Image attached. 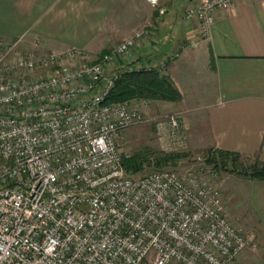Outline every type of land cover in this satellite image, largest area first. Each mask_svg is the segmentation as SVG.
Wrapping results in <instances>:
<instances>
[{"label":"built area","instance_id":"1","mask_svg":"<svg viewBox=\"0 0 264 264\" xmlns=\"http://www.w3.org/2000/svg\"><path fill=\"white\" fill-rule=\"evenodd\" d=\"M235 1L204 0L184 18L205 36ZM150 35L140 29L94 60L0 38V264H233L255 245L201 173L124 171L120 135L146 120L148 101L104 100L122 73L179 56L135 59ZM166 124L175 136L178 117Z\"/></svg>","mask_w":264,"mask_h":264},{"label":"crops","instance_id":"2","mask_svg":"<svg viewBox=\"0 0 264 264\" xmlns=\"http://www.w3.org/2000/svg\"><path fill=\"white\" fill-rule=\"evenodd\" d=\"M203 1L0 0V38L18 40L21 50L75 47L94 60L146 26L151 35L135 59L179 52L157 71L179 92L178 100L165 102L185 119L187 145L264 161V0H236L216 13L205 36L184 18ZM231 192L227 214L255 244L233 264H264V180L242 178L237 195Z\"/></svg>","mask_w":264,"mask_h":264},{"label":"rangeland","instance_id":"3","mask_svg":"<svg viewBox=\"0 0 264 264\" xmlns=\"http://www.w3.org/2000/svg\"><path fill=\"white\" fill-rule=\"evenodd\" d=\"M143 28L147 27L143 26ZM87 57L92 59L94 56ZM146 100L148 102L142 107L144 119L146 120L142 123L129 126L120 135V151L122 154L131 155L134 152L143 151L146 154H149L152 158L163 154H176L174 159L168 160L162 168L180 171L192 169L204 175L219 187L225 211L228 213L227 206L230 203L228 201L231 196L230 192L233 190V193L237 195L236 191L239 188L240 181L242 178H247V175H245L244 172H247L246 168L256 161V157L252 154H243L238 157L235 165L230 162L225 166L226 168L221 167L222 169L219 168L218 170H214L212 165L205 163V158L207 157L206 149L208 148L201 147L199 149L196 146L190 148L187 145L186 128H184L185 119L179 115L180 112L168 107V104L165 102L166 100L156 99L151 101L148 98ZM137 101V99H130L125 102L138 103ZM170 115L177 116L179 121V126L177 128L178 133H175V136L171 135L170 129L166 124ZM183 135L185 137V142L182 141L181 144L179 141L182 140ZM154 169L155 168L152 167V165H146L142 172L136 174L138 175ZM234 197L233 203H236L238 199L236 196ZM228 214L230 215V212ZM229 219L231 218L229 217ZM231 220L240 224L238 220Z\"/></svg>","mask_w":264,"mask_h":264},{"label":"trees","instance_id":"4","mask_svg":"<svg viewBox=\"0 0 264 264\" xmlns=\"http://www.w3.org/2000/svg\"><path fill=\"white\" fill-rule=\"evenodd\" d=\"M145 98L150 100L176 101L180 98V95L170 78L158 71H126L114 82L104 102H125L130 99H137L139 101ZM175 155L170 153L152 158L143 151H137L131 155L122 154L121 165L128 175L134 176L137 175L136 173L142 172L146 165H152L155 169L162 168L168 160L174 159ZM206 155L205 163L212 165L214 170H218L219 168L222 169L221 167L227 166L230 162L235 165L238 157L243 154L217 148H208L206 149ZM254 156L256 157V161L246 168L247 172H244V174L249 179L264 180V161H261L258 155L254 154Z\"/></svg>","mask_w":264,"mask_h":264}]
</instances>
